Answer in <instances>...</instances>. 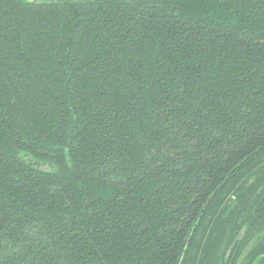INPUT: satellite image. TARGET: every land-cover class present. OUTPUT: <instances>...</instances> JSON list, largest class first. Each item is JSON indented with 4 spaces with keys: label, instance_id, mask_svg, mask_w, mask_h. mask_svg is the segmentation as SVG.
<instances>
[{
    "label": "trees",
    "instance_id": "1",
    "mask_svg": "<svg viewBox=\"0 0 264 264\" xmlns=\"http://www.w3.org/2000/svg\"><path fill=\"white\" fill-rule=\"evenodd\" d=\"M0 264H264V0H0Z\"/></svg>",
    "mask_w": 264,
    "mask_h": 264
},
{
    "label": "water",
    "instance_id": "2",
    "mask_svg": "<svg viewBox=\"0 0 264 264\" xmlns=\"http://www.w3.org/2000/svg\"><path fill=\"white\" fill-rule=\"evenodd\" d=\"M244 228L240 229V231L238 232V234L236 235V237L233 239L226 256L230 253L231 249L234 247V245L236 244V242L241 238L242 234H243Z\"/></svg>",
    "mask_w": 264,
    "mask_h": 264
},
{
    "label": "rangeland",
    "instance_id": "3",
    "mask_svg": "<svg viewBox=\"0 0 264 264\" xmlns=\"http://www.w3.org/2000/svg\"><path fill=\"white\" fill-rule=\"evenodd\" d=\"M30 1L43 2V1H55V0H30Z\"/></svg>",
    "mask_w": 264,
    "mask_h": 264
}]
</instances>
